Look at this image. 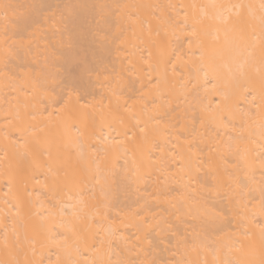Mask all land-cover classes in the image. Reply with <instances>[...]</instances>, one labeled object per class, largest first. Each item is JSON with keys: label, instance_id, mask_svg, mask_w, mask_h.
Wrapping results in <instances>:
<instances>
[{"label": "bare ground", "instance_id": "bare-ground-1", "mask_svg": "<svg viewBox=\"0 0 264 264\" xmlns=\"http://www.w3.org/2000/svg\"><path fill=\"white\" fill-rule=\"evenodd\" d=\"M0 264H264V0H0Z\"/></svg>", "mask_w": 264, "mask_h": 264}]
</instances>
